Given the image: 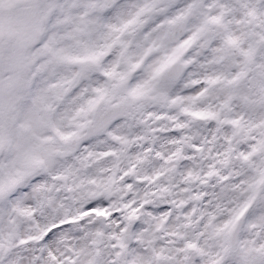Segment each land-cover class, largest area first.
Segmentation results:
<instances>
[{
	"label": "snow or ice",
	"instance_id": "1",
	"mask_svg": "<svg viewBox=\"0 0 264 264\" xmlns=\"http://www.w3.org/2000/svg\"><path fill=\"white\" fill-rule=\"evenodd\" d=\"M0 264H264V0H0Z\"/></svg>",
	"mask_w": 264,
	"mask_h": 264
}]
</instances>
